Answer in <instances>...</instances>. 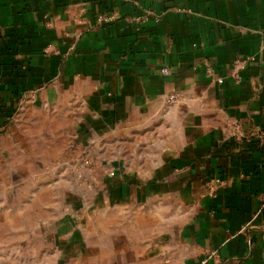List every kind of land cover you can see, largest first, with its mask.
I'll return each mask as SVG.
<instances>
[{
	"label": "crops",
	"instance_id": "1",
	"mask_svg": "<svg viewBox=\"0 0 264 264\" xmlns=\"http://www.w3.org/2000/svg\"><path fill=\"white\" fill-rule=\"evenodd\" d=\"M0 128L32 187L84 153L111 200L61 264H264V0H0Z\"/></svg>",
	"mask_w": 264,
	"mask_h": 264
},
{
	"label": "rangeland",
	"instance_id": "2",
	"mask_svg": "<svg viewBox=\"0 0 264 264\" xmlns=\"http://www.w3.org/2000/svg\"><path fill=\"white\" fill-rule=\"evenodd\" d=\"M28 157L36 158V155L33 156L28 152ZM13 159H16V153L13 154ZM86 159L89 160V164H85ZM63 161L64 158L61 155L57 158L56 163H64ZM65 162V169L50 174L49 177L64 179L67 176L69 179L67 184H64L62 179L60 185L54 186L52 189L46 188V185L42 183L39 187L34 185L32 187L33 181L45 178L42 176L43 174L48 176L49 172L46 171L55 172V170H44V167L32 169L34 166L21 169L17 162L9 168L3 167V128H0V264H61L65 260L62 253L64 247L60 248L59 244L55 248L51 247L54 236L57 237V242H60L59 235L54 233L53 228H58L60 225L62 227L70 225L73 229L78 228L79 230L80 227H83L86 230L84 238L90 244L96 242V234L100 235L102 231L101 227H98L101 224L97 223L99 220L97 213L101 209H110L111 200L107 197L104 200L102 197L103 190L98 185L94 174L90 173L93 170V165L88 154L74 156L66 159ZM67 187L70 190L68 197L64 190ZM104 191L106 190L104 189ZM32 192L35 193V197L39 201L34 209H32L31 201ZM54 198H58L56 200L58 202L54 201L56 209L59 208L63 212L61 217L56 216V221L52 224V218L48 215V205L54 203ZM26 207L27 214L21 211ZM38 207L39 212L36 210ZM35 210L36 212H33ZM66 217L68 220L62 223L61 220ZM36 227H39L38 239L37 232L34 231ZM110 227L108 225L106 229ZM110 234L109 232L108 241H111ZM84 238L82 236V240ZM35 241H39V245L37 248H32ZM73 252L75 253V251Z\"/></svg>",
	"mask_w": 264,
	"mask_h": 264
},
{
	"label": "built area",
	"instance_id": "3",
	"mask_svg": "<svg viewBox=\"0 0 264 264\" xmlns=\"http://www.w3.org/2000/svg\"><path fill=\"white\" fill-rule=\"evenodd\" d=\"M236 66H237V68L240 69L239 63H237ZM170 71H171V69L168 68V67H166V68L163 69V72H164V73H167V74L170 73ZM239 72H240V71H237V72H235V74H234V78H235L236 80H239V78H240ZM220 81H222V80H220ZM177 99H178V95L175 94V93H172V94H170V95L168 96V98H167V102H168L169 104H171V103H174ZM235 130H239V125H238V124H235ZM258 136H259L261 139L264 140V131L261 130V131L259 132V135H258ZM85 164H89V160H88V159L85 160ZM215 184H218V185H220V186H223V185L225 186L227 183L224 182V180H222V179H220V178H217V179L215 180ZM215 184H213V185H215ZM213 185H212V186H213Z\"/></svg>",
	"mask_w": 264,
	"mask_h": 264
}]
</instances>
